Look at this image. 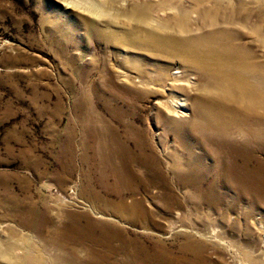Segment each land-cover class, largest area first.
<instances>
[{
  "label": "rangeland",
  "instance_id": "obj_1",
  "mask_svg": "<svg viewBox=\"0 0 264 264\" xmlns=\"http://www.w3.org/2000/svg\"><path fill=\"white\" fill-rule=\"evenodd\" d=\"M144 9L199 63L128 39ZM197 107L209 124L264 118V0H0V264H69L71 244L78 264L90 248L93 264H264V173L217 184L228 159L194 138ZM241 138L264 171V130ZM194 171L202 195L181 185Z\"/></svg>",
  "mask_w": 264,
  "mask_h": 264
},
{
  "label": "bare ground",
  "instance_id": "obj_2",
  "mask_svg": "<svg viewBox=\"0 0 264 264\" xmlns=\"http://www.w3.org/2000/svg\"><path fill=\"white\" fill-rule=\"evenodd\" d=\"M182 4L183 3H180L178 7H184ZM158 10H160V8ZM153 12L155 11H152V13ZM126 13L124 15H126ZM163 15L165 14L160 12H158L156 15L151 14V11H146V9H144L143 11H139V13L129 14L128 18L125 20V22L128 23L126 25L130 27H134L136 30L142 31V35L139 36L138 34H136L135 33L136 30L135 31L129 30L127 32L128 39H131V41L145 43L146 45L148 43L152 47L161 48L170 58H174L176 60L178 59L179 63H182V67L183 64H193V63L198 64L199 61H197L195 56L191 53L192 51H194L193 48L188 45L189 39L184 36L182 37L178 36L177 34L176 35L168 34L166 30H164L165 27L164 24L161 21L157 20L159 18L163 20L164 19ZM153 22L154 23L156 22V24L152 25L154 24ZM182 75H183L182 70L176 71L174 80L178 82L179 78L182 77ZM176 84L180 86V83H176ZM217 99L219 102V104L217 105L218 111L225 109L229 112L230 109L235 110V107H237L238 105V100L235 97L223 98L222 96H217ZM212 100H216V98ZM177 102L178 103L181 102L177 105V109H178V110L176 109L177 112L180 109L186 108L184 101H177ZM173 105L174 103L172 104V107H174ZM183 105L185 107H182ZM182 113H184V109L182 110ZM192 116L193 117L191 118V124L196 133V135L195 134L193 135L194 138H197L200 144L202 145L207 143L208 145L215 147L217 150H219V153H222L223 156L228 159L221 172V177L216 176L215 178L217 184L221 183L225 186L226 181L224 177L226 176L227 178H229V180L233 181L234 183L233 185L244 187V189L249 190L252 187L250 184H253L254 180H260V181L262 180L263 176L261 174L264 173L263 169L258 167L257 169L253 170L250 169V167H248L247 164L251 160L250 158L251 154L245 152L246 149H244L241 146V143L239 144L237 142L238 136H241L242 138H246L248 140L251 138L256 139V137H258V135L264 130V118H262L261 115L257 118L255 122L251 121L252 115H250V117L249 115H247L248 116L247 119L243 120L240 123L238 122L237 124H234L227 118L224 119L227 122H225L222 118H218L217 121L215 120L209 124L207 123L206 118L202 114L201 109L197 107L193 110ZM190 130L191 129L188 127V131ZM239 155L243 156L245 163L243 165H240L241 170H236L238 168L235 165V159ZM141 164L150 168H154L155 165V167L157 168L156 171L161 173L152 155L143 158ZM194 172L196 173V171ZM204 181H205V177L200 176L198 173L194 174V177L192 178H184L180 180L181 185L193 188V190L197 191L200 195H202L203 192H205L207 189V187L206 188L203 187ZM148 183L150 182H147V185ZM160 186L161 189H168L165 182L164 183L160 182ZM227 187H229L228 184ZM163 194L165 195L164 197L167 198V202L169 203L167 207L169 205H177L178 207L182 205V203L177 201L176 197L174 196L175 192L169 191L168 189V190H163ZM207 201L209 203H212L209 200ZM131 208H133L134 210H137L136 208H141V201L140 200L134 201L133 206L128 207V209ZM142 210L144 211V209ZM44 222H45V218H39L40 224ZM36 231L40 233V229H37ZM92 242L97 243L100 241L94 240ZM59 244H61V242H59ZM67 249H68V257H64V261L65 262L68 261L69 264L70 263L78 264L77 259L79 257L78 256L79 247L75 246L74 244H71V246L68 247ZM92 251L93 250H91V248L86 249L87 258L84 264H93V262L95 261L94 258H97L98 260L100 259L95 254L97 252L94 253ZM3 252L4 250L2 252L0 251V253L4 254ZM5 255L8 256V254ZM103 255L105 254L103 253ZM153 257L154 256H151L150 260H153Z\"/></svg>",
  "mask_w": 264,
  "mask_h": 264
}]
</instances>
